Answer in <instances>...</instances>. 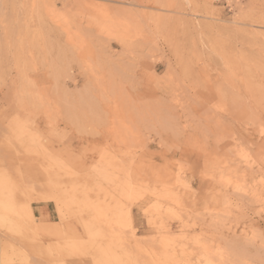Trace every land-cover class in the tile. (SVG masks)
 I'll list each match as a JSON object with an SVG mask.
<instances>
[{"label":"rangeland","instance_id":"rangeland-1","mask_svg":"<svg viewBox=\"0 0 264 264\" xmlns=\"http://www.w3.org/2000/svg\"><path fill=\"white\" fill-rule=\"evenodd\" d=\"M0 264H264V0H0Z\"/></svg>","mask_w":264,"mask_h":264},{"label":"bare ground","instance_id":"bare-ground-1","mask_svg":"<svg viewBox=\"0 0 264 264\" xmlns=\"http://www.w3.org/2000/svg\"><path fill=\"white\" fill-rule=\"evenodd\" d=\"M86 184V183H85ZM114 205V204H113ZM97 206H99V205H97ZM108 206V205H107ZM93 207V206H92ZM95 207V206H94ZM104 207H105V205H104ZM112 207H114V206H112ZM101 208H102V206H101ZM83 210H85L84 208H82ZM91 211H92V209H91V207L89 208ZM95 210H96V208H94ZM93 209V210H94ZM103 209V208H102ZM80 210V209H79ZM100 210V209H99ZM99 210H98V212H99ZM81 211V210H80ZM89 211V210H88ZM79 212V211H78ZM104 212H105V210H104ZM112 212V211H111ZM105 213H109V212H105ZM77 214V213H76ZM92 214V213H91ZM113 214V213H112ZM92 215H95V213L94 214H92ZM98 215H100L99 213H98ZM108 215V214H107ZM77 216V215H76ZM102 217V216H101ZM108 217V216H107ZM80 218V217H79ZM96 218V217H95ZM95 218H94V221H97V220H95ZM104 218V217H103ZM112 218V217H111ZM98 219H99V216H98ZM114 220V219H113ZM100 221V220H99ZM102 221H104V220H102ZM101 221V222H102ZM89 222L91 223V221L89 220ZM98 222V221H97ZM106 222V221H105ZM90 223H88V224H90ZM104 223V222H103ZM87 224V225H88ZM94 224H95V222H94ZM98 224V223H97ZM91 225V224H90ZM104 225V224H103ZM97 226V225H96ZM112 226V225H111ZM89 227V226H88ZM88 227H86V228H88ZM92 228V227H91ZM95 228V227H94ZM107 228H109V227H107ZM97 229V228H96ZM102 229V228H101ZM89 230V229H88ZM109 230V229H108ZM92 231H93V228H92ZM98 232V231H97ZM111 233V232H110ZM102 235H104V234H102ZM108 241V240H107ZM101 242H103V241H101ZM108 242H110V241H108ZM78 249V248H77ZM87 249V248H86ZM103 249V248H102ZM76 250V249H75ZM87 251V250H86ZM91 252V251H90ZM91 261V260H90Z\"/></svg>","mask_w":264,"mask_h":264},{"label":"crops","instance_id":"crops-1","mask_svg":"<svg viewBox=\"0 0 264 264\" xmlns=\"http://www.w3.org/2000/svg\"><path fill=\"white\" fill-rule=\"evenodd\" d=\"M41 208H44V207H41Z\"/></svg>","mask_w":264,"mask_h":264}]
</instances>
